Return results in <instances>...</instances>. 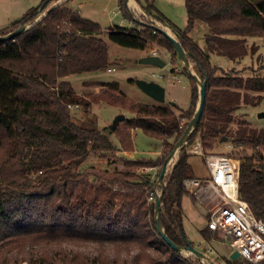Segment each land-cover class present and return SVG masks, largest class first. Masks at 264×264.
Listing matches in <instances>:
<instances>
[{
  "label": "trees",
  "instance_id": "16d2710c",
  "mask_svg": "<svg viewBox=\"0 0 264 264\" xmlns=\"http://www.w3.org/2000/svg\"><path fill=\"white\" fill-rule=\"evenodd\" d=\"M58 1L43 0L41 11L40 4L0 28L2 37L45 13L27 30L0 41V264H199L197 258L173 251L158 234L154 202L146 195L149 177L136 171L157 166L172 152L196 110V81L183 67L190 80V105L179 115L175 103L148 105L126 99L115 82H100L104 87L90 99L76 94L68 77L107 69L108 48L96 22L69 8L68 0L53 6ZM117 1L127 16L124 0ZM140 5L166 26L151 3ZM184 8L185 27H166L188 53L201 82L206 79L202 113L188 144L198 137L203 150L211 152L222 138L231 141L229 155L239 161V197L264 221V164L256 151L264 144V131L234 115L241 105H255L263 98L264 75L244 77L210 61V54L240 61L247 55L245 40L264 39V0H184ZM199 23L207 28L205 50L190 36ZM137 24L139 28L109 29L107 39L135 50L155 44L170 54L175 66L170 41L144 17ZM100 99L133 114L115 128L121 148L132 149L128 132L140 129L161 140V157L156 161L120 157L124 169L110 172L81 169L89 155L105 157L118 150L90 117L75 122L68 108L88 112L91 102ZM190 177L192 167L182 149L163 178L160 207L164 233L178 247L193 246L182 224V199L188 195L183 181ZM199 234L205 241L217 240L206 226ZM41 242L110 244L126 255L96 257L36 247ZM20 243L30 245L12 255L9 248Z\"/></svg>",
  "mask_w": 264,
  "mask_h": 264
},
{
  "label": "rangeland",
  "instance_id": "374dc122",
  "mask_svg": "<svg viewBox=\"0 0 264 264\" xmlns=\"http://www.w3.org/2000/svg\"><path fill=\"white\" fill-rule=\"evenodd\" d=\"M42 1L43 0H0V28L20 20L29 9L39 7ZM138 1L142 4V6L146 5L147 2L151 3L154 8H152V11L154 13L157 11L164 18L163 22L166 26L173 25L181 30L185 27L186 16L184 0ZM66 5L72 10L77 11L80 16L94 21L100 26V37L107 45L108 61L110 63L108 68L111 69L109 72L107 71V68L94 73L69 76L68 81L76 94L89 97L90 99L92 95L97 94L102 90V87H104L100 85V82H115L117 84L118 92L124 95L126 99H129L134 103H143L148 105H169V103H175V113L177 115L188 109L190 105V80L182 71L183 67L185 68V65L177 54L175 55V58H173V60H175V66H172L170 54L163 48L157 47L155 44L148 46L145 50H135L118 46L107 39V30L113 29L114 27H122L126 29L139 28V25L137 24L138 22H133L129 15L125 16L117 0H68ZM41 7L42 4L38 10H40ZM43 14L44 13L39 14L36 19L41 18ZM147 17L151 18L152 21L154 20L155 22H158L151 15H148ZM145 19L156 26L154 21L153 23L149 19ZM159 28H162L160 24ZM166 30H168L175 38V35L171 33L169 29ZM206 33V26L199 23L190 34L192 39L203 50H205L204 35ZM246 47L250 51L251 60L248 56H244L243 59H241L240 64L248 67H243V69L238 72H244V77L254 74L264 75V39H249ZM152 50H155L157 52V57L166 63L165 67L159 69L141 62L143 58L149 56L148 54H150V51ZM210 61L214 66L221 67L224 70H228L234 66L231 60L217 54H210ZM173 68L175 69V72L172 73L171 70ZM186 71L191 72V74L195 75L201 82L200 77L191 63L188 64V69H186ZM152 73H156L158 77H153ZM138 81L154 82L163 87L165 89L164 103H158L147 96L138 87ZM70 110L75 122H82L87 117H90L91 121L95 123L98 128L104 130V132L108 134L118 149L113 154H106L105 157H99L98 155L93 154L89 155L83 162L81 169L94 167L96 170H107L109 172L115 169L123 170L124 167L120 157L125 159H150L156 161L163 153L164 146L162 145L161 140L145 135L140 129H131L128 132L132 141V149L121 148L119 136L116 135L115 129H112L111 126L114 119L119 115H123L124 120L133 116L132 112L126 107L112 105L106 100L100 99L91 102L88 112H84L82 107H78L77 109L70 108ZM234 115L245 120L251 127L264 131V96L259 103L255 105H241L234 112ZM123 121H120L117 125L123 123ZM183 123L184 121L182 120L181 124ZM230 144L231 141L220 142L215 146L211 153L229 155V153L233 150V147ZM188 145L189 144L187 142L183 149H185V153L188 155V162L192 167L193 177L200 180L206 179L207 170L203 159L199 156L190 155L188 153ZM124 151L130 152V158L123 155ZM180 151L181 150L177 151L176 159ZM163 162H159L160 164H157V166L154 167L136 169L138 173H143L149 177L151 186H149L146 190V195H148V192L152 191L157 192L158 195L160 194V186H157V179ZM171 168L172 167L169 165L166 175L170 172ZM209 192L207 194H209ZM212 195L214 196L215 194L212 192ZM192 196L194 198H192ZM209 203L210 200L207 199L205 201L203 198H198L190 193L182 199V224L184 234L192 243L194 248L204 253L207 252L209 242L211 241H216L221 246L227 245L228 242L223 239L219 233L216 235L217 240L212 239L211 241L203 240L199 234V230L205 228L207 218V214L205 212ZM197 205L203 208L205 212L203 213ZM29 245V243H20L13 245L9 248V250L12 255H16L23 252ZM36 247H39L40 249L62 248L66 251L96 257L114 258L126 255L125 252L120 251V248L110 244L101 245L70 242L58 245L55 243L41 242V244H38ZM135 251H137V249ZM181 255L183 257H195L187 252H182ZM208 256L215 261L218 259L215 254H208ZM224 260L226 261V259ZM235 261L238 263L242 262L240 258ZM226 263L228 264L227 261Z\"/></svg>",
  "mask_w": 264,
  "mask_h": 264
},
{
  "label": "built area",
  "instance_id": "2783aa9c",
  "mask_svg": "<svg viewBox=\"0 0 264 264\" xmlns=\"http://www.w3.org/2000/svg\"><path fill=\"white\" fill-rule=\"evenodd\" d=\"M146 18L152 21L151 18L147 16ZM155 24L159 27L158 22H155ZM161 27L166 31V28ZM150 56H157V52L155 50L150 51ZM107 71L109 72L111 69ZM152 76L158 77L156 73H152ZM68 108L77 109L78 107L68 105ZM181 127L182 124L180 125ZM188 146V153L201 157L207 170L206 179L200 180L190 177L183 181L184 188L188 193L198 198H203L205 201L207 199L210 200L205 212L207 214L205 226L214 234H221V237L228 241L227 245L230 247L229 253L236 251L239 255L238 258L242 262L247 264H259L263 262L264 221L258 219L252 213L247 203L239 197V161L230 155L205 152L198 137ZM256 151L259 152L260 159L264 164V144L258 146ZM176 154L177 152L168 161L166 172L168 166L173 167L176 162ZM123 155L130 158V152L124 151ZM149 186H151V183ZM157 186L159 185L157 184ZM208 192L209 194H207ZM212 192L215 194L214 196ZM147 194L148 202H154L156 196H158L157 192L153 191ZM202 253L204 256L197 258L199 264H227L224 258L218 256L210 246H208L207 252ZM208 254H215L218 259L215 261Z\"/></svg>",
  "mask_w": 264,
  "mask_h": 264
},
{
  "label": "water",
  "instance_id": "95a60500",
  "mask_svg": "<svg viewBox=\"0 0 264 264\" xmlns=\"http://www.w3.org/2000/svg\"><path fill=\"white\" fill-rule=\"evenodd\" d=\"M60 1H58L55 5H57L58 3H60ZM124 3H126V0H124ZM53 5V6H55ZM52 8V7H51ZM50 8V9H51ZM41 11V8L40 10ZM45 14V13H44ZM43 14V15H44ZM41 18L36 19L35 21H33L32 23L28 24V25H21L18 29H16L15 31L0 37V41L3 40H7L12 38L13 36L27 30L32 24L36 23L37 21H39ZM157 30L160 32V34L165 37L166 39H168L171 43V45L173 46L176 54L182 59L185 68L188 69V53H186L183 48L181 47L180 43L170 34H168L164 29L156 27ZM141 62L143 64H148L157 68H163L165 67L166 63L160 59L157 56H147L145 58H143L141 60ZM189 75H191L194 80L196 81L197 87H198V102H197V106H196V110L193 114L192 119L188 122L183 135L181 136V138L179 139V141L176 143L174 150L168 155V157L165 159V161L163 162L161 171L159 173L158 179H157V184L160 186V194L158 196H156L155 200H154V221H155V225H156V230L158 232V234L161 236V238L165 241V243L173 250L176 251L178 253H182V252H187L189 254L194 255L196 258H201L203 257V253L199 250H197L196 248H194L191 245H188L186 247H178L175 244H173L165 235L164 230L162 228L161 225V221H160V207H161V197H162V193H163V187H164V183H163V178L166 174V168H167V164L168 161L174 156V154L179 151L182 150L185 146V144L188 142L190 135L192 134L194 128L196 127V125L199 122L201 113H202V109H203V105H204V99H205V84H206V79H204V81L200 82L199 79L195 76L192 75L191 72H189ZM138 87L147 95L149 96L151 99H153L154 101L158 102V103H164L165 101V89L163 87H161L160 85L154 83V82H146V81H138L137 82ZM124 120V116L123 115H119L117 116L113 123L111 128L115 129L117 123H119L120 121ZM226 138H222L220 140V142H225ZM201 211L204 213L205 210L203 208H201L199 205H197ZM209 246L211 247V249L221 258L224 259H229L231 261H235L236 259H238V253L236 251L230 252V247L229 245H225V246H221L219 245L216 241H211L209 243Z\"/></svg>",
  "mask_w": 264,
  "mask_h": 264
},
{
  "label": "crops",
  "instance_id": "0c3cea01",
  "mask_svg": "<svg viewBox=\"0 0 264 264\" xmlns=\"http://www.w3.org/2000/svg\"><path fill=\"white\" fill-rule=\"evenodd\" d=\"M128 1L129 0H126V3H124V5H125L126 11L129 15L130 19L135 23H137V22L140 23V20L142 19V17L146 18V16H148V14L143 11L140 3L137 2L136 0H130V2H132L134 4L133 6L129 5ZM159 24L166 28V26L162 25L161 23H159ZM166 29H168V27ZM248 41H249V39L245 40V43H244L245 46H247ZM148 55H150V54H148ZM246 56H248L249 59L251 60V55H250V51L248 50V48H247V55ZM240 62H241V60L237 61V62H232V64H234V66H232L230 69H234L235 71L238 72V71L242 70L243 67H248V66H242L240 64ZM230 69H228V70H230ZM243 74H244V72H241L242 76H244Z\"/></svg>",
  "mask_w": 264,
  "mask_h": 264
},
{
  "label": "bare ground",
  "instance_id": "6f19581e",
  "mask_svg": "<svg viewBox=\"0 0 264 264\" xmlns=\"http://www.w3.org/2000/svg\"><path fill=\"white\" fill-rule=\"evenodd\" d=\"M128 3H129V5H131V6L134 5L132 2H130V0L128 1ZM166 32H167L168 34H170V32H169L168 30H166ZM170 35H171V34H170ZM171 36H172V35H171Z\"/></svg>",
  "mask_w": 264,
  "mask_h": 264
}]
</instances>
